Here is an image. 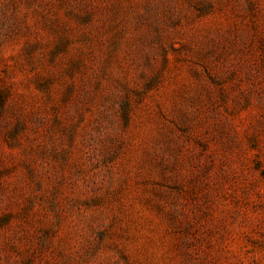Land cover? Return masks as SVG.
I'll use <instances>...</instances> for the list:
<instances>
[{"label": "rangeland", "instance_id": "1", "mask_svg": "<svg viewBox=\"0 0 264 264\" xmlns=\"http://www.w3.org/2000/svg\"><path fill=\"white\" fill-rule=\"evenodd\" d=\"M0 264H264V0H0Z\"/></svg>", "mask_w": 264, "mask_h": 264}]
</instances>
